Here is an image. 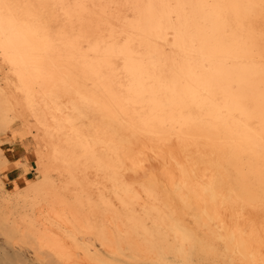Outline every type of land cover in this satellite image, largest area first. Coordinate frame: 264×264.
<instances>
[{"label": "bare ground", "instance_id": "bare-ground-1", "mask_svg": "<svg viewBox=\"0 0 264 264\" xmlns=\"http://www.w3.org/2000/svg\"><path fill=\"white\" fill-rule=\"evenodd\" d=\"M10 129L0 264H264V0H0Z\"/></svg>", "mask_w": 264, "mask_h": 264}, {"label": "rangeland", "instance_id": "rangeland-1", "mask_svg": "<svg viewBox=\"0 0 264 264\" xmlns=\"http://www.w3.org/2000/svg\"><path fill=\"white\" fill-rule=\"evenodd\" d=\"M20 128H25L24 124H22L21 122L20 123H17L15 126H14V129H20ZM12 132V129L9 130V132H6V133H1L0 132V138H8L10 137V134ZM25 143L28 145H32L33 144V140H32V137H28V138H25ZM29 141V142H28ZM32 142V143H31ZM30 143V144H29ZM24 159L26 160V156H24ZM0 173L1 175L6 179V180H9V174L8 172L5 170V166L2 164V162H0ZM12 177H15V174L12 175ZM15 249H13L14 251ZM16 252V251H15Z\"/></svg>", "mask_w": 264, "mask_h": 264}]
</instances>
